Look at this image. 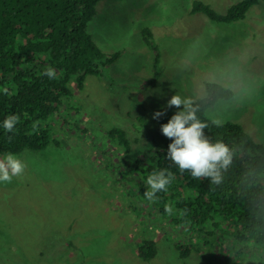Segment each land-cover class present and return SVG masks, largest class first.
Listing matches in <instances>:
<instances>
[{"label":"rangeland","instance_id":"rangeland-1","mask_svg":"<svg viewBox=\"0 0 264 264\" xmlns=\"http://www.w3.org/2000/svg\"><path fill=\"white\" fill-rule=\"evenodd\" d=\"M194 1L99 2L88 31L105 53L124 54L82 88L70 83L72 96L48 121L55 142L18 154L24 175L0 183V264H264V251L236 241L228 224L177 226L140 195L145 153L172 141L161 125L183 107L166 109L175 94L195 101L207 81L231 88L208 117L239 123L264 144V0L232 23L193 14ZM200 1L225 13L241 0ZM113 127L127 132L129 152L107 137ZM144 239L157 243L151 260L138 255ZM187 244L183 258L177 245Z\"/></svg>","mask_w":264,"mask_h":264},{"label":"trees","instance_id":"trees-1","mask_svg":"<svg viewBox=\"0 0 264 264\" xmlns=\"http://www.w3.org/2000/svg\"><path fill=\"white\" fill-rule=\"evenodd\" d=\"M100 1L0 0V155L47 149L55 142L48 121L72 96L70 83L76 81L82 88L88 76L102 77L104 70L123 56L124 50L105 53L88 31ZM261 1L241 0L220 13L210 4L195 0L191 11L204 13L214 22L232 23L246 19L249 10ZM142 36L149 47L158 50L150 28H144ZM49 67L55 70V79L44 75ZM205 88V95L194 101L199 106L198 117L209 124L205 133L213 143L222 141L234 150L232 164L222 172V182L194 179L188 171L181 174L167 158L168 148L148 150L141 171L144 181L162 169L172 171L175 179L166 192L157 193L155 202L145 197V182L139 185L140 195L177 226L204 232L228 224L234 228L236 241H252L264 251V144L255 141L239 123L213 124L207 111L220 99H231L234 92L211 81L205 83ZM9 115L20 116L13 133L3 127ZM107 137L126 151L131 150L123 128H111ZM177 248L183 258L193 250L191 244ZM157 252L153 239H144L138 247V255L144 260L153 259Z\"/></svg>","mask_w":264,"mask_h":264},{"label":"clouds","instance_id":"clouds-1","mask_svg":"<svg viewBox=\"0 0 264 264\" xmlns=\"http://www.w3.org/2000/svg\"><path fill=\"white\" fill-rule=\"evenodd\" d=\"M44 75L55 79L57 74L49 67ZM173 106L177 109L183 107L166 124L161 125L163 135L172 140L167 158L178 166L181 174L188 171L194 179L210 178L211 183L220 184L223 180L222 172L233 162L234 150L222 141L213 143L209 140L205 133L209 124L198 117L199 106L192 98L175 94L168 100L166 109ZM166 109L155 112L153 119L159 120L166 115ZM19 122V115H9L3 121V127L7 133H13ZM212 123L220 126L221 122L213 120ZM26 168L27 164L17 155L6 154L0 158V183H11L14 178L22 177ZM174 179L175 174L169 169L152 172L146 181L148 190L144 193L145 197L155 202L158 199L157 193L166 192Z\"/></svg>","mask_w":264,"mask_h":264}]
</instances>
